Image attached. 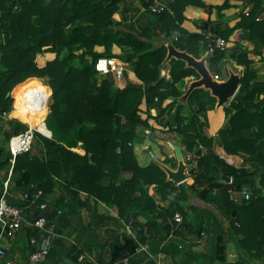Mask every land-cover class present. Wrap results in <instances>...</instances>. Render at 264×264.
Segmentation results:
<instances>
[{
	"label": "trees",
	"instance_id": "trees-1",
	"mask_svg": "<svg viewBox=\"0 0 264 264\" xmlns=\"http://www.w3.org/2000/svg\"><path fill=\"white\" fill-rule=\"evenodd\" d=\"M160 4L165 6L164 11L154 13L153 8ZM189 6L207 9L203 0H0V125L5 122L7 126V143L30 127L37 130L34 146L39 151L17 157L13 165L10 149L0 146V171L5 172V177L12 172L25 199L30 189L33 200L42 192L37 203L41 213L46 211L42 206L46 197L61 184L73 198L85 194L88 200L112 206L124 222L131 215L142 244L149 241V229L160 224L177 225L176 214L183 216L185 225L189 210L197 209L195 201L211 204L227 223L230 240L240 257L235 263H227L222 255V264H264V76L252 70L250 53L238 47L232 49L231 58L244 68V75L238 94L224 108L229 120L219 136L227 155L241 157L253 167L231 166L213 151V139L183 133L188 153L200 155L201 147L207 152L198 159L196 170H191L190 179L177 185L168 181L167 173L156 164L140 167L134 153L138 128L149 127L141 117L143 100L150 96L162 106L171 96L179 97L177 84L187 78H200L184 61L173 59L167 79L164 68L168 48L155 44V40L165 37L177 50L196 59L209 51L210 38L205 33H190L183 27ZM226 7L228 0L219 10ZM133 9L143 13L137 23H129L126 17ZM263 12L264 2L259 1L249 16L241 15L242 21L234 29L226 30L216 23L213 38L228 42L235 30L242 29L248 34L245 40L254 44L256 54L263 57L264 21H257ZM120 13L124 18L117 20ZM115 46L122 54L113 52ZM97 48L104 51L98 52ZM45 53L55 58L40 67L38 58ZM226 56L217 51L211 61L221 62ZM101 58L130 65L138 81L127 80L126 86L119 88L113 74L99 80L101 75L95 65ZM37 80L50 86L44 87L43 95ZM31 81L33 85L28 86ZM17 93L23 95L18 102ZM189 101L195 102L204 114L217 105V99L204 89L195 90ZM24 103L40 115L50 114L36 126L23 114L30 127L19 121L17 111L12 113L18 114L14 119L8 118L15 104L21 111ZM36 103L46 110L36 108ZM49 131L51 138L46 137H50ZM80 143L84 156L72 151ZM245 187L251 193L249 200L241 194ZM155 196L167 201L169 207H160ZM10 201L19 207L24 205L12 195ZM57 208L59 222L47 218L57 237L43 264L65 260L80 264L78 247L68 248L63 238L76 211L68 209L64 199L58 200ZM29 212L33 217L36 209L30 208ZM145 217L146 223L139 221ZM195 219L197 222L198 217ZM21 233L32 254L37 248L32 239L40 243L42 233L27 224L14 237ZM119 251L117 258L122 261L125 258ZM144 253L150 257V251ZM133 255L128 256L130 263L140 264ZM105 262L100 257L88 264Z\"/></svg>",
	"mask_w": 264,
	"mask_h": 264
},
{
	"label": "crops",
	"instance_id": "crops-1",
	"mask_svg": "<svg viewBox=\"0 0 264 264\" xmlns=\"http://www.w3.org/2000/svg\"><path fill=\"white\" fill-rule=\"evenodd\" d=\"M203 1L207 9L195 6H189L186 9L184 13L186 20L183 27L190 33H205L207 38L214 37L216 23H221L226 30H232L242 21V14L253 10L257 2H264V0H228V7L220 11L219 9L226 4L227 0ZM159 2L164 3L165 0H159ZM137 5L136 3L135 6ZM128 12L126 17L129 23H137L143 16V13L135 12L134 9ZM260 19L264 21V12L260 15ZM247 36L248 34L244 30H235L227 42L228 50L225 51L227 56L221 62L211 61V55H216V52L211 55L206 52L201 59L196 60L205 59V65L213 78L219 77L218 82L227 81L232 74L239 75L242 78L244 68L238 66L231 58L232 49L238 47L243 49L244 52L250 53L249 58L254 62L252 70L264 76V56L256 54L255 45L245 40ZM155 44L158 46L164 44L166 47L172 45L175 48L172 40L165 37L155 40ZM97 51L103 52L102 50ZM115 54L119 55L120 52ZM170 62L164 68V76L167 79H170ZM128 66L131 67L130 65L125 66L126 73L123 81L119 83L121 86L119 88H124L127 80L138 81L132 68L129 69ZM129 70L131 71L129 72ZM198 79L191 77L177 84L176 89L179 92V97L174 98L171 96L163 102L162 106L157 104V100L152 101L153 99L149 95L148 99L143 100L140 107L141 117L148 122L149 127L138 128V139L134 142V153L140 167L146 168L153 163L168 173L178 169L177 148H180L184 159L189 154L199 155V152L188 153L186 151L183 145V133L213 139V151L221 159L224 160L225 158L231 166L239 169L253 167L245 163L241 157L227 155L224 150L219 134L226 127L229 120L224 111L227 105L225 107H217L216 105L214 110L204 114L199 112L200 109L195 102L189 101L193 92L186 98L192 83ZM123 82L125 83L124 87H122ZM208 92L210 93V91ZM3 124L5 122H2L0 127ZM2 141L4 144L0 143L1 147L6 144L4 139ZM72 151L81 156L86 155L82 143ZM37 152L39 153L38 150ZM5 176V172L0 171V182L7 180L8 177ZM13 188L18 191V194L13 191ZM10 191L13 197L19 201L23 200L25 203V195L17 189L12 177ZM151 194H154L153 190ZM215 195L214 193L210 199H213ZM61 199L66 201L68 209L76 211V215L72 218L70 227L65 231L63 238L67 242L68 248L78 247L80 253L78 262L80 264L99 261L100 257L107 264H120L121 260L119 261L117 258L118 250H120L119 252L122 251V259L134 254L132 257H136L140 264H149L152 261L155 264H214V260L215 264H222V255L225 256L227 263H235L240 258L236 245L230 240L227 223L220 219L219 212L213 205L205 204L202 201H195L197 209L189 210L185 225L160 224L154 229H149V241L142 244L139 242L134 225H132L134 220L130 218V222L127 224L119 218L112 206L88 200L85 194L73 198L71 195L66 194L61 184L57 185L53 194L46 197L42 205L46 210L45 213L57 211V218H59L60 210L57 208V204L58 200ZM155 199L160 207H169L167 201H162L158 196H155ZM196 216L198 219L197 222H194ZM151 218L155 220L154 217L151 216ZM147 220L145 217L140 218L139 221L146 223ZM143 245L149 246L150 257L144 251H141ZM1 246L6 250L7 256L5 259H0V264L7 261L14 264L28 263L31 250L24 234L21 233L14 238L3 240ZM65 261L74 264L71 260Z\"/></svg>",
	"mask_w": 264,
	"mask_h": 264
},
{
	"label": "built area",
	"instance_id": "built-area-1",
	"mask_svg": "<svg viewBox=\"0 0 264 264\" xmlns=\"http://www.w3.org/2000/svg\"><path fill=\"white\" fill-rule=\"evenodd\" d=\"M165 9L163 4H160L158 7L153 8L154 13H161ZM246 16H249V11L245 13ZM261 19H257L260 21ZM228 50V43L221 38L212 39L210 38L209 45V53L213 54L217 51L225 52ZM95 68L97 72L102 75L113 74L116 82L122 81L124 79V75L126 73V69L124 65L118 64L116 65L114 59L110 58H101L97 61ZM219 79L218 76L215 77ZM37 130H28L24 133L15 135L11 138L9 142V149L12 154V164H15L16 158L25 154H31L33 151V146L35 142V133ZM42 134V133H41ZM44 135V134H43ZM201 154L194 155L189 154L185 157V162L189 165H192V169L196 167L198 159L204 155L207 150L204 148H200ZM221 158V157H220ZM225 160V158H224ZM226 161V160H225ZM228 163V161H226ZM188 170L187 174L190 179V172ZM11 177L12 172L2 184H0V259L6 258V250L2 248L1 242L5 238L14 237V235L25 225L27 224L29 227L40 231L43 235V241L40 243L37 239H32V244L36 246V251H34L28 260L27 264H43L47 261L50 249L52 247L53 240L57 237V234L54 231V225H50L47 218L38 217L35 221H28L27 214H30V208L39 210V206L37 205L38 200L42 196V192L39 191L38 194L34 197V200L31 199V203L28 207H19L18 205H14L10 201L11 195ZM232 179H230V183ZM242 196L246 200L251 198V193L247 187L243 188ZM27 200V196L25 201ZM41 213V212H40ZM175 222L178 226H182L183 224V216L181 214H176L174 217ZM141 251L147 252L149 251L148 245H143L141 247ZM4 264H14L12 262H5ZM120 264H131L130 257H126L124 260L120 262Z\"/></svg>",
	"mask_w": 264,
	"mask_h": 264
},
{
	"label": "water",
	"instance_id": "water-1",
	"mask_svg": "<svg viewBox=\"0 0 264 264\" xmlns=\"http://www.w3.org/2000/svg\"><path fill=\"white\" fill-rule=\"evenodd\" d=\"M167 48H169V51H168L167 59L165 61V65L168 62H170V60H172L173 58L177 60H182L187 64L188 68L194 69L200 76L198 80L192 83L186 98L190 96V94L195 90L204 88V90L206 89V91H210L212 97L217 99V107H225L238 94L241 87L240 85L241 77L239 75L232 74L227 81L218 82V79L213 78L207 66L205 65V59L198 61L196 60L195 57L189 55L187 52L177 51L172 45H167ZM215 54H217V52ZM49 133H50V137L46 135L45 136L51 138L52 132L49 131ZM176 157L178 159V169L176 171H169L167 173L168 181H172L177 185H181L188 181L189 177L187 172L188 170L192 169V166L186 164L180 148H177ZM226 180L230 182V179H226ZM31 192L32 189L28 191L27 200L24 203L25 207H28L31 203V199H32ZM57 215H58L57 211L51 213H40V211H36L33 217H30L29 214H27V220L35 221L38 217L54 218L55 222L58 223L59 218H57ZM130 218L131 215H128L126 220L127 224H129ZM60 264H72V263H70V261H64L61 262Z\"/></svg>",
	"mask_w": 264,
	"mask_h": 264
},
{
	"label": "rangeland",
	"instance_id": "rangeland-1",
	"mask_svg": "<svg viewBox=\"0 0 264 264\" xmlns=\"http://www.w3.org/2000/svg\"><path fill=\"white\" fill-rule=\"evenodd\" d=\"M122 17L124 18V16H123V14L122 13H120L119 15H118V17H117V20H121L122 19ZM97 50H102V51H104V49L103 48H97ZM113 52L114 53H116V52H120V54H122V50L120 49V48H118L117 46H115L114 48H113ZM55 58V55L54 54H50V53H45L42 57H39L38 58V64H39V66L40 67H42V66H44L45 65V63L46 62H48V61H51V60H53ZM91 60L92 59H89V64H90V62H91ZM115 60V63H116V65H118V64H121V65H124V67L125 66H127L126 64H124V63H121L122 61H120V62H118L117 61V59H114ZM77 65V64H76ZM127 68H129V69H131V67H127ZM125 69H126V67H125ZM131 70H129V72H130ZM100 79H103V76L101 75V77H99V80ZM123 81V80H122ZM26 83V82H25ZM24 83V84H25ZM119 83H121V81H117L116 82V86H118V87H121L120 85H119ZM23 84V85H24ZM30 85H33V83H32V81L28 84V86H30ZM37 85L40 87V89H41V92H42V95H43V89H45L44 87L45 86H49V85H47V84H45V82L44 81H42V80H40V81H38L37 80ZM125 86V83L123 82V84H122V87H124ZM50 87V86H49ZM16 90V89H15ZM15 90H14V92L13 93H15ZM17 95H18V99H17V102L18 101H20V99H23V95L22 94H18L17 93ZM16 98V97H15ZM44 99V98H43ZM43 99H42V101H43ZM15 102H16V99H15ZM16 102V103H17ZM35 105V107L36 108H38V109H40V110H46V108H42L41 106H43V105H40V103H37V104H34ZM15 107H14V110L9 114V116H8V118H12V119H14V117L15 116H17L18 114V119H19V121H23V123H27L28 125H29V123L23 118V114L24 115H26V117L31 121V123H32V125L33 126H36V124L38 123V121L41 119H45L46 120V118L48 117V115L50 114V113H48V114H46V115H40V114H38V113H36L33 109H31L30 108V105L28 104V103H24L23 104V107H22V110L20 111V110H18L17 108H16V104L14 105ZM44 107V106H43ZM14 111H17L18 112V114H17V112H15L14 114H12ZM51 111V110H50ZM21 119V120H20ZM44 125H45V122H44ZM46 126V125H45ZM6 125L5 124H3L2 125V127H0V129H1V131H0V143L1 144H4L3 143V141H2V139H4V141H6V144L3 146L7 151H8V149H9V143H7V139L5 138V130H6ZM47 127V126H46ZM3 128V129H2ZM48 129V128H47ZM38 139L40 140V137H38ZM39 140H38V143H39ZM36 143V142H35ZM38 145V144H37ZM33 154H39L38 152H37V147L36 146H33ZM13 191L16 193V194H18V191L17 190H14V188H13ZM23 200H21V201H18V202H22Z\"/></svg>",
	"mask_w": 264,
	"mask_h": 264
},
{
	"label": "bare ground",
	"instance_id": "bare-ground-1",
	"mask_svg": "<svg viewBox=\"0 0 264 264\" xmlns=\"http://www.w3.org/2000/svg\"><path fill=\"white\" fill-rule=\"evenodd\" d=\"M52 91V90H51ZM29 127H30V125H29ZM30 130H34V129H32L31 127H30Z\"/></svg>",
	"mask_w": 264,
	"mask_h": 264
},
{
	"label": "clouds",
	"instance_id": "clouds-1",
	"mask_svg": "<svg viewBox=\"0 0 264 264\" xmlns=\"http://www.w3.org/2000/svg\"><path fill=\"white\" fill-rule=\"evenodd\" d=\"M45 125H46V123H45Z\"/></svg>",
	"mask_w": 264,
	"mask_h": 264
}]
</instances>
